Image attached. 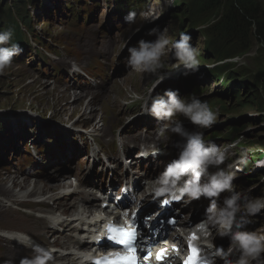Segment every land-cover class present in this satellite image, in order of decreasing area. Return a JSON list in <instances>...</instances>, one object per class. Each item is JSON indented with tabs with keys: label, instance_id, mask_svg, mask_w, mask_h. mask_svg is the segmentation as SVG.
Returning <instances> with one entry per match:
<instances>
[{
	"label": "rangeland",
	"instance_id": "1",
	"mask_svg": "<svg viewBox=\"0 0 264 264\" xmlns=\"http://www.w3.org/2000/svg\"><path fill=\"white\" fill-rule=\"evenodd\" d=\"M51 1L39 0L36 3L35 0H31L29 4H25L27 13L31 17L32 33L26 35L29 41L22 57L24 62L28 58L26 53L32 48L34 38H38L45 43V46L49 45L52 48H58L59 46L71 48V45L75 44V38L79 35L59 23L53 14L48 17L39 14L42 12L44 5L51 4ZM64 1L66 2L67 0ZM100 1L101 8L96 10V16L102 20L105 16L104 9H106L107 15L109 8H105L103 0ZM219 1L220 3L214 9L209 10L196 6L197 0H149V10L152 15H147L144 12L140 16L136 14L135 22L127 23L129 25L128 28L123 30L125 35L121 40V44L115 45L113 50L120 54L140 39H155V37L149 36L147 33L157 25L162 29L164 27L168 28L170 41L178 39L181 32H188L192 37L191 45L197 49L198 70L192 72L191 70H186L182 65L178 66V61L174 60L170 53H166L162 57L164 66L159 71L166 75L165 80L183 78L180 79L182 90H185L191 81L196 83L197 88H204L202 96L210 97L208 100L212 101L213 98H217L219 93L224 96L220 97V101L213 100L216 104L209 103L213 107L212 110L217 112V118L210 128L204 129L206 132L214 130L220 133L225 130V127H241L242 131L238 135L242 137L243 143L248 139L258 143L259 147L264 146V43L255 37L253 26L250 27L247 23L244 24L246 30H243V33L225 36V32L220 28V25L223 22L225 13L230 10V0ZM252 1L257 6L258 12L264 14V0ZM1 4L11 5L12 16L17 17L12 0H1ZM101 10L102 12H100ZM161 10H163L162 14ZM22 14H25L23 8ZM146 16L152 18L151 22L145 19ZM0 19H2L1 15ZM87 34H90V30L87 31ZM72 37L74 38L71 40ZM217 54H220L218 59L224 58L222 61H227L228 63L224 67L225 71H233L232 74L238 77L237 84L239 87H236L237 92L231 97L228 96V92L233 87L232 83L229 85L228 90L213 83L215 78L211 73L214 71L212 69L218 64L215 58ZM30 65L32 67L28 69L24 64L12 63L8 69L0 73V123L2 124L6 119L5 122L8 123L17 117L10 124L11 133L5 134L7 137L13 135V132L21 127H33L32 125L44 124L45 122L50 124V122L66 121L65 123L70 124L72 121H84L92 126L96 124L100 126L102 124L100 121H105V117L107 122H111L115 116H122L119 113V109L126 107L134 96L144 93V88L155 79L150 73L135 72L128 67L124 75L105 92L81 96L77 93L71 94V92L68 93L62 90L54 85L50 79H42L43 75L34 70L35 64ZM89 68L92 73L99 74L101 63L95 61L89 65ZM185 72L188 74L185 75ZM219 84H221L220 81ZM74 95H79V99L82 101L75 100ZM79 102L81 104L79 105V110H77L78 112L74 111L73 113V107ZM89 102H93V104L89 106ZM87 107V114H83ZM89 114H92V116L87 117ZM102 118L103 120H101ZM42 120L46 121L43 123ZM58 126L60 125L58 124ZM19 133L20 135L23 134L22 131ZM242 145L238 144L237 146L238 154L241 156L240 160L252 166L253 161L259 159L257 157L261 155V149L258 147L256 148L257 150L252 148L250 150L251 153H247L246 148ZM27 161H29V157ZM72 171L74 172L75 170L72 169ZM76 171H79V169L77 168ZM6 172L10 171L0 169L2 186L10 188L15 193L19 190V187L16 184L13 186L10 181V175L13 173L6 174ZM237 172V175L243 173ZM48 175H51V173H45V176ZM36 181L42 182L40 180ZM43 181L47 182L46 179H43ZM33 183L22 181L21 185L28 190L32 188ZM43 184L51 185V183ZM2 186L0 185V229L24 230L25 226H28L26 222L32 224V221L15 213L11 207V211H9L10 209H5L7 208V198L13 197L10 196L11 194H2ZM84 187L92 188L87 181H84L77 190L81 191ZM251 188H254L257 192L253 197L264 199V182L253 183L248 190ZM92 190L94 194L93 192L92 194L90 193V198L97 192L93 188ZM140 194H142L141 190L137 196ZM80 196V198L84 197L83 195ZM73 200L75 202L74 198H72ZM51 204L54 205V203H48L49 208L52 206ZM76 205L78 207L77 203L74 206L76 207ZM74 210L75 208L68 207L63 214L70 216ZM256 214H259L264 219V208ZM20 255L21 257L29 256V254L23 252ZM9 262L11 264H19L18 260L11 261L9 259V252L6 254L0 253V264H9Z\"/></svg>",
	"mask_w": 264,
	"mask_h": 264
},
{
	"label": "clouds",
	"instance_id": "2",
	"mask_svg": "<svg viewBox=\"0 0 264 264\" xmlns=\"http://www.w3.org/2000/svg\"><path fill=\"white\" fill-rule=\"evenodd\" d=\"M135 19V12H129L124 17L125 23L128 24L134 23ZM145 19L151 22L152 18L146 16ZM147 35L155 39H140L136 46L127 49L128 56L125 60L127 67L133 71L150 73L155 77L148 91L137 95L136 99L140 101L144 114L157 121L166 122L162 123L159 129V137L163 141L169 139L165 136L168 132L178 135L183 141L182 145H178L176 157L167 163L154 181L153 190L158 195L188 196L192 199H198L200 196L216 198L222 192H229L230 195L220 204L213 199L208 210V222L217 226V234L229 241L228 247L217 249L216 255L220 257L222 264H264V235L245 228L249 222L246 217L260 212L264 208V199L252 197L246 192H236L233 185L235 173L220 167L228 158V149H221L215 143L206 142L202 131H189L177 118L182 116L196 126V129H206L215 123L217 112L210 108L207 101L201 100L194 93L181 97L178 89H166L163 95H153L155 87L166 78V75L159 71L164 66L162 57L166 53H170L171 57L178 61V66L182 65L192 72L198 70V53L190 43L192 37L181 32L178 39L170 41L168 28L162 29L158 25L150 29ZM13 36L11 28L0 30V73L8 69L13 63V57L22 51ZM73 68L79 70L75 63ZM158 153L159 147L153 144L151 154L155 156ZM33 154L35 155V152ZM209 169L214 170L210 172ZM202 177L205 178L203 182ZM18 235L23 237L19 242L31 248V254L22 257L19 264H49L52 261L50 251L32 243L26 235ZM78 264H83V257L79 258Z\"/></svg>",
	"mask_w": 264,
	"mask_h": 264
},
{
	"label": "bare ground",
	"instance_id": "3",
	"mask_svg": "<svg viewBox=\"0 0 264 264\" xmlns=\"http://www.w3.org/2000/svg\"><path fill=\"white\" fill-rule=\"evenodd\" d=\"M134 1H136V0H134ZM141 2H144V0L141 1ZM114 75H115V72L111 73L110 77H113ZM103 92L104 91H102L101 93H103ZM74 98L77 101H82V100L79 99L80 98L79 95H74ZM80 104H81V102L77 103L73 107V109H72L73 113H74V111L76 112L77 110H79V105ZM92 104H93V102H89V106L92 105ZM87 109H88V107L85 109V112L83 114H87L86 113ZM91 116H92V114H89L87 117H91ZM101 120H103V118ZM45 121L42 120L43 123ZM29 128H32V127H30V126L29 127H25V131H27ZM20 129L21 128H19L18 130L14 131L13 135H11V138L13 140L18 141L19 144L21 143V141H20V139H17V138H19L18 136L20 134L19 133ZM22 135L25 136L24 132H23ZM29 138H31V137L30 136H25V139H24L25 142H27ZM19 146H21V144ZM250 150H252L251 147L247 148V153H249ZM68 180L69 179H66L62 183L54 182L51 185H44L42 182L36 181V182H34L32 184L31 190L30 189L27 190L21 185L23 180L17 179L15 177V175H14V176L10 177V181L13 184V186L16 184L19 187V190L14 193V192H12L13 190H11L10 188H6V187L2 186L3 184L0 181V185L2 186L1 193L2 194H11L10 195L11 197L18 198L19 200L29 199V198H38L39 200H41L42 203H50V202L54 203L55 206L51 204L52 208L61 211L62 214L65 213V211H67L68 207L75 208V210L73 211V213L70 214V217H69L71 219V222H65L64 223L65 226H68L67 229H73L74 226H72L70 224L72 222H74L75 220L79 221V222L83 221L82 223L87 222V221H90L92 224L95 223L96 222L95 217L93 215L90 216V214H92V213H89L91 211V208H92L91 206L93 205L91 201L88 200V201L84 202L81 199V201H79L80 202L79 206L78 207H77V205H76V207L74 206L76 202H73L74 200L71 201V199H70V198L74 197V193L69 190L71 188V184L67 183ZM75 183H77V182H75ZM87 198L89 199L90 197L88 196ZM75 199H77V198H75ZM5 209L9 210V208H5ZM140 209H141V213L142 214H144L147 211V208L143 204L140 206ZM95 211H96V209H95ZM51 212H54V211H51ZM66 216H68V215H66ZM56 217H57V214L50 213V215L46 216L45 219L46 220H54ZM64 221H66V220H64ZM74 229L76 230V229H79V228L78 227H74ZM80 229H81V226H80ZM17 230H15L14 232H15V235H16V239L19 242L20 239H22L23 237H20L18 234H24L25 235L26 233L22 232V231H17ZM144 231H145V229H141V228L139 230L140 234L142 235V239L141 240L145 239L144 235H143ZM1 234H2V236L8 237V234L6 232H1ZM79 236H80V233H79ZM146 243H147V241H146ZM60 247L62 248L60 250H62L63 252L59 253V251H57L58 252L57 259L61 260L63 262V264H78V261H79L80 257H83V264H87L91 259H93L94 256L100 255V254L93 255L91 252H85L84 249L81 248V245L78 242H76V241L74 242V240L70 241V245L65 243V244H61ZM64 252H66V253H64ZM9 258L11 259V261H15V260L20 261V259L22 257L20 255V253L12 251V252H10V257Z\"/></svg>",
	"mask_w": 264,
	"mask_h": 264
},
{
	"label": "trees",
	"instance_id": "4",
	"mask_svg": "<svg viewBox=\"0 0 264 264\" xmlns=\"http://www.w3.org/2000/svg\"><path fill=\"white\" fill-rule=\"evenodd\" d=\"M219 3V0H197L195 4L201 9L207 8L212 10ZM246 23L250 27L253 26L255 37L264 43V14L258 12L254 1L230 0V10L225 13L223 22L220 25V28L225 32V36L243 33V30H246V27L244 26ZM219 56L220 54H217V57ZM212 70H215L217 74L219 72L224 73L221 67H214ZM225 73L226 76H228V79L235 78L232 72ZM222 83H226V81L224 82L223 80ZM233 83L235 84V81ZM257 83L260 84L259 82ZM235 98H237V96H235ZM239 128L242 130L241 127ZM248 144L249 146H258V143L253 141H250Z\"/></svg>",
	"mask_w": 264,
	"mask_h": 264
},
{
	"label": "snow or ice",
	"instance_id": "5",
	"mask_svg": "<svg viewBox=\"0 0 264 264\" xmlns=\"http://www.w3.org/2000/svg\"><path fill=\"white\" fill-rule=\"evenodd\" d=\"M174 199H179V197H173ZM203 228V226H201ZM109 233H115L116 235L110 236V239L116 240L119 244H122L125 246L126 249H128L130 252L133 253V255L129 257H125L128 261V264H135V256L134 252L135 249L132 247L133 242L136 238V232L135 230H126L123 228H115V227H109L108 229ZM198 237L193 233L190 234L188 238V248H189V257L185 260L184 264H209V261L207 259L201 260L200 258V249L193 247V242L197 240ZM158 259L162 258V254H158Z\"/></svg>",
	"mask_w": 264,
	"mask_h": 264
},
{
	"label": "water",
	"instance_id": "6",
	"mask_svg": "<svg viewBox=\"0 0 264 264\" xmlns=\"http://www.w3.org/2000/svg\"><path fill=\"white\" fill-rule=\"evenodd\" d=\"M249 191L251 192V193H250V195H251V196H252V194H254V193H255V189H254V188H253V189H252V188H251V189H249Z\"/></svg>",
	"mask_w": 264,
	"mask_h": 264
}]
</instances>
